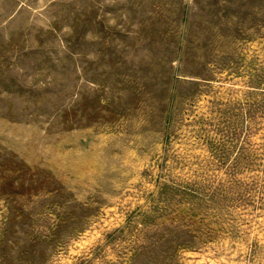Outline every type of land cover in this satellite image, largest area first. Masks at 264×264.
I'll return each mask as SVG.
<instances>
[{"label": "rangeland", "instance_id": "1", "mask_svg": "<svg viewBox=\"0 0 264 264\" xmlns=\"http://www.w3.org/2000/svg\"><path fill=\"white\" fill-rule=\"evenodd\" d=\"M0 264H264V0H0Z\"/></svg>", "mask_w": 264, "mask_h": 264}]
</instances>
